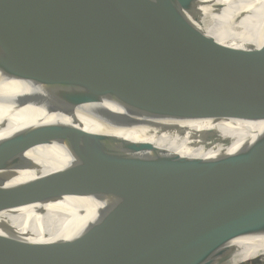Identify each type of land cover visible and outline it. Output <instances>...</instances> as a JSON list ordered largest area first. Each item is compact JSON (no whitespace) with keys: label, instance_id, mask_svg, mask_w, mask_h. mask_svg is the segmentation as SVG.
I'll return each instance as SVG.
<instances>
[{"label":"water","instance_id":"water-1","mask_svg":"<svg viewBox=\"0 0 264 264\" xmlns=\"http://www.w3.org/2000/svg\"><path fill=\"white\" fill-rule=\"evenodd\" d=\"M219 9L214 1L201 0H0V82L21 80L29 87L25 94L0 92V101L47 100L53 112L70 117L81 109L111 130L147 105L192 104L212 95L227 105L239 90L220 92V98L199 83L168 87L194 71L219 73L232 85L264 81V46L237 49L207 35V15ZM101 101L111 107L95 111ZM31 137L27 147L56 140L66 146L67 156L58 170L38 180L35 187L42 189L27 205L63 196L118 195L137 177L127 170L140 159L117 163L108 156L114 135L53 122ZM260 143L254 154H264V139ZM6 159L0 154V166ZM229 162L218 163V170L228 168L219 174L226 181L221 188L157 223L84 247L54 264H172L263 228L264 171ZM11 165L4 168L14 169ZM8 193L1 189L0 197ZM56 242L0 234V264H41Z\"/></svg>","mask_w":264,"mask_h":264},{"label":"bare ground","instance_id":"bare-ground-1","mask_svg":"<svg viewBox=\"0 0 264 264\" xmlns=\"http://www.w3.org/2000/svg\"><path fill=\"white\" fill-rule=\"evenodd\" d=\"M201 1L220 5L207 15L209 21L206 17L207 35L237 49L264 46V0ZM226 79L219 73L194 71L168 87L199 83L205 87L203 91L211 93L239 90V97L227 105L212 95L192 104L171 100L138 107L116 130L81 109L70 117L53 112L47 100L27 104L0 101V154H7L0 166V191L9 192L0 197V234L14 232L32 243L57 241L41 261L54 264L84 247L157 223L197 197L221 188L226 181L219 174L228 169L225 165L218 170L221 161L263 172L264 159L258 157L264 154L254 151L264 139V119L249 117L264 114V81L232 85ZM28 91L21 80L0 82L3 93ZM101 106L111 107L101 101L95 111ZM53 122L114 135L108 156L118 159L117 163L140 159L127 170L137 177L118 195L63 196L27 205L42 189L35 187L38 180L58 170L67 156L66 146L56 140L27 147L26 141L31 136L34 139L38 129ZM15 156L28 166L17 165ZM9 165L14 169H5ZM25 184L32 186L23 192L16 190ZM256 260L264 264V227L219 241L172 264H247Z\"/></svg>","mask_w":264,"mask_h":264},{"label":"rangeland","instance_id":"rangeland-1","mask_svg":"<svg viewBox=\"0 0 264 264\" xmlns=\"http://www.w3.org/2000/svg\"><path fill=\"white\" fill-rule=\"evenodd\" d=\"M247 264H260L259 261H251V262H248Z\"/></svg>","mask_w":264,"mask_h":264}]
</instances>
